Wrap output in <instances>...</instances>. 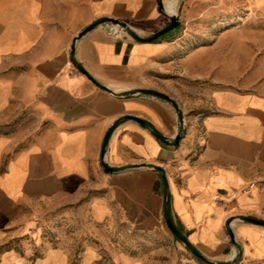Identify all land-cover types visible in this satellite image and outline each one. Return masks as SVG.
Here are the masks:
<instances>
[{
	"label": "crops",
	"instance_id": "1",
	"mask_svg": "<svg viewBox=\"0 0 264 264\" xmlns=\"http://www.w3.org/2000/svg\"><path fill=\"white\" fill-rule=\"evenodd\" d=\"M163 5L164 11L159 0H0V130L8 120H25L0 131V264H30L17 242L50 207L76 205L102 245L115 247L109 259L118 264L138 259L114 240L155 241L170 233L162 174L146 167L108 173L102 165L106 134L125 117L145 120L170 141L181 126L169 102L114 96L74 67L73 40L104 18L124 21L147 39L179 16L180 26L152 43L99 27L78 41L75 56L100 84L115 92L159 91L184 116L178 146L137 121L122 122L110 137L107 164L164 168L174 224L211 261L237 256L228 220L264 222V0ZM232 229L243 248L237 264H264V226L235 219ZM59 255L38 264L54 257L68 263Z\"/></svg>",
	"mask_w": 264,
	"mask_h": 264
},
{
	"label": "rangeland",
	"instance_id": "2",
	"mask_svg": "<svg viewBox=\"0 0 264 264\" xmlns=\"http://www.w3.org/2000/svg\"><path fill=\"white\" fill-rule=\"evenodd\" d=\"M117 28L114 29L119 36L123 34L129 36L120 27ZM192 108L196 109L195 106ZM190 113L195 114L194 111ZM22 121L25 120L23 118L8 120L0 131L9 133ZM77 210L76 205L45 208L36 218L34 230L22 242H17L16 249L20 253L29 252L30 264H38L49 254H63V257L68 258L66 264H118L109 259V249L114 250L115 247L108 248L102 245L98 239L99 232L88 229L90 222L87 223V215L83 219V215ZM169 232L167 236L155 241L149 238H136L126 240L124 244H120L119 240L113 242L116 243L117 249H122L137 258V264H205L193 256L171 231ZM94 255L97 256L93 258ZM237 257L238 253L234 259ZM53 259L56 261L52 264H62L60 257Z\"/></svg>",
	"mask_w": 264,
	"mask_h": 264
},
{
	"label": "water",
	"instance_id": "3",
	"mask_svg": "<svg viewBox=\"0 0 264 264\" xmlns=\"http://www.w3.org/2000/svg\"><path fill=\"white\" fill-rule=\"evenodd\" d=\"M159 7L161 9V11H164V5H163V0H159ZM169 19L171 21V23L164 28L163 30L159 31L158 33H156L154 36L144 39L141 38L140 36H138L134 31H132V29L129 27V25L121 20H116V19H112V18H104L99 20L98 22H95L94 24H92L91 26L87 27L84 31H82L74 40H73V44H72V48H71V52H72V63L74 65V67L84 76H86L95 86H97L98 88H100L103 91H106L114 96L117 97H125L128 95H151V96H155L158 97L160 99H163L167 102H169L178 112L179 115V119H180V131L178 133V135L176 136L175 141H170L168 138H166L165 136H163L162 134L158 133L156 130L152 129L151 126L143 119H139L136 117H125L122 120L116 122L107 132L105 140H104V144H103V149H102V165L104 166L106 172L108 173H116V172H120V171H126V170H133V169H139L142 167H146V168H150L152 170L158 171L162 174V176L164 177V181H165V185H166V192H165V196H164V201H165V205H166V210H165V218H166V224L168 226V228L170 229V231L173 233V235L193 254V256H195L197 259H199L200 261H202L205 264H237L243 256V248L241 246V244L238 242L237 237L232 229V223L235 219L239 220L240 222L243 223H248V224H253V225H259V226H264V222L260 221L258 219L255 218H251V217H237V218H232L230 220L227 221L226 223V227L227 230L231 236V239L233 241V244L235 245V247L238 250V257L236 259H234L232 262H214L211 261L209 259H207L206 257H204L199 250L188 240V238L182 234L180 232V230L176 227V225L174 224L173 218H172V211H171V194H170V187H169V182H168V178L166 177V171L164 170V168L159 167V166H155V165H129V166H123V167H118V168H113L110 167L107 162H106V152H107V147H108V143L110 140L111 135L113 134V132L122 124V122L124 121H129V120H134L139 122L143 127H145L146 129L150 130L152 132V134L158 138L161 142L168 144L170 146H178L180 143V140L182 139L183 136V128H184V116L183 113L180 109V107L178 106V104L169 96H167L166 94H163L159 91L156 90H150V89H138V90H132V91H124V92H115L113 90H111L110 88L100 84L98 81H96L85 69L84 67L77 61L76 59V45L78 43V41H80L84 36H86L87 34H89L90 32H92L93 30L99 28V27H104V26H117L120 27L123 31H125L130 37H132L133 39H135L138 42H144V43H152L160 38H162L163 36H165L166 34L170 33L171 31L177 29L180 26V22H179V16L178 15H172L169 16Z\"/></svg>",
	"mask_w": 264,
	"mask_h": 264
},
{
	"label": "built area",
	"instance_id": "4",
	"mask_svg": "<svg viewBox=\"0 0 264 264\" xmlns=\"http://www.w3.org/2000/svg\"><path fill=\"white\" fill-rule=\"evenodd\" d=\"M116 35H117V36H119V34H118V33H116Z\"/></svg>",
	"mask_w": 264,
	"mask_h": 264
},
{
	"label": "bare ground",
	"instance_id": "5",
	"mask_svg": "<svg viewBox=\"0 0 264 264\" xmlns=\"http://www.w3.org/2000/svg\"><path fill=\"white\" fill-rule=\"evenodd\" d=\"M114 28H117V27H114ZM119 30V28H117Z\"/></svg>",
	"mask_w": 264,
	"mask_h": 264
},
{
	"label": "trees",
	"instance_id": "6",
	"mask_svg": "<svg viewBox=\"0 0 264 264\" xmlns=\"http://www.w3.org/2000/svg\"><path fill=\"white\" fill-rule=\"evenodd\" d=\"M180 232L183 234V232L180 230Z\"/></svg>",
	"mask_w": 264,
	"mask_h": 264
}]
</instances>
